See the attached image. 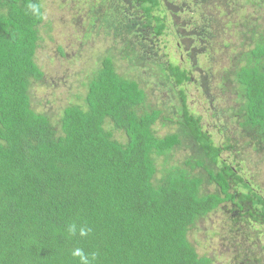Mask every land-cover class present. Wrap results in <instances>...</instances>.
Here are the masks:
<instances>
[{
    "label": "trees",
    "instance_id": "trees-1",
    "mask_svg": "<svg viewBox=\"0 0 264 264\" xmlns=\"http://www.w3.org/2000/svg\"><path fill=\"white\" fill-rule=\"evenodd\" d=\"M228 1L233 0L115 4L122 11L126 49L134 43L146 49L140 57L148 69L141 74L156 78L157 91L176 95L179 90L185 142L201 153V162L188 158L179 165L174 151L184 147L182 137L157 135L163 110L152 109L146 89L120 75L110 58L93 77L83 107L65 108L57 123L37 113L31 90L45 79L37 64L45 22L42 0H0V264H215L191 240L202 222L228 210V203L245 211L247 202L255 219L251 223H264V196L223 158L230 145H217L203 117L190 111L186 88L199 80L185 62L179 66L166 55L158 57L152 46L154 39L177 29L182 43L201 47L206 64L214 63L213 55L229 47L217 42V35L231 22L232 11L238 17L241 2H253ZM250 5L255 8L247 17L254 9L264 15V0ZM252 21L261 24L242 32L240 53L231 57L220 87L222 96L236 102L229 111L242 135L253 148H264V17ZM188 28L191 33L180 32ZM137 52L131 58L136 66ZM210 69L200 70L199 84L207 92L214 82ZM199 169L207 177L197 174ZM239 184L247 194H234ZM207 185L217 192L205 193ZM258 248L264 255V244ZM263 255L257 258L261 264Z\"/></svg>",
    "mask_w": 264,
    "mask_h": 264
},
{
    "label": "rangeland",
    "instance_id": "rangeland-1",
    "mask_svg": "<svg viewBox=\"0 0 264 264\" xmlns=\"http://www.w3.org/2000/svg\"><path fill=\"white\" fill-rule=\"evenodd\" d=\"M249 2H241L242 10L238 17L235 16L236 12L232 11L229 18L231 22L224 24L221 34L217 35L220 39L217 42L222 41L229 47L221 48L214 54L212 64H206L207 61L200 53L201 47L195 49L185 41L182 43L181 39L175 36L177 29H171L164 37L154 39L157 44L152 46L156 49L158 57L162 58L166 55L167 61H172L179 66L182 65V61L185 62L184 68L192 71V77L199 82L201 71L212 68L214 82L208 92L199 82L187 86L190 111L203 117V125L206 131L213 134L217 145L221 147L230 145L231 149L224 153L223 158L236 168L238 175L245 183L247 182L246 184H250L252 190L258 188L257 192L264 196V148L260 146L253 148L249 139L242 135L241 128L236 121H233L229 111L231 107H236V102L232 100L234 98L231 95L222 96L223 89L220 87L223 71L228 70L232 65L231 57L234 53L237 55L240 53L238 46L242 42V32L254 28L257 23L261 24L260 21L252 20L257 21L264 17L255 9V14L250 18L247 17L249 8H255L254 5H250L254 4V0L252 3ZM234 3L239 4L234 0L228 1L227 4ZM115 4L117 0H42L45 22L40 28L41 42L37 52V64L45 73V79L32 87L33 109L37 113L49 115L53 123H57L60 122L65 108L71 105L83 107L93 77L100 70L102 61L110 58L116 64L120 75L137 81L146 89L149 106L152 109L163 110L164 116L156 127L157 135L165 137L175 133L180 134L183 142L189 140L180 126L183 118L182 112H179L182 111L179 90L176 95H172L167 90L157 91L154 89L155 84L158 83L156 78L149 71V75L141 74L142 70L148 69L145 58L140 57L146 49L135 43L132 49L136 50L126 49L119 26L122 11L120 6L116 7ZM176 4H182V2H176ZM243 15L244 18H242ZM188 17L189 14L184 15L183 19ZM245 19L249 21L246 22ZM190 31L191 29L188 28V31L181 29L180 32L189 34ZM230 44L236 47L232 49ZM123 48L130 54L128 57L124 54ZM134 51L139 52H137V66L131 61ZM188 52H191L189 56ZM149 106L148 110H151ZM187 146L190 144L185 142L183 148L174 151L178 164L182 165L188 158H195L201 162L199 158L201 153L194 152ZM212 168L215 171L218 170L217 167ZM197 174L207 177V173L201 169L197 171ZM217 190L216 186L205 187V193H216ZM237 191L240 194L248 193L242 184L237 185L233 191L234 194ZM245 205L244 216L238 228L233 229L234 224L225 211H218L199 225L197 234L192 233L191 240L197 243L199 252L208 253L213 257L215 264H250V262L261 264L259 263L261 258H257L263 255L259 252L258 246L264 244V236L259 235L260 230L264 232V223L261 222V225L251 223L255 219L248 214L247 206L250 204L246 202ZM228 206L232 209L231 205Z\"/></svg>",
    "mask_w": 264,
    "mask_h": 264
},
{
    "label": "flooded vegetation",
    "instance_id": "flooded-vegetation-1",
    "mask_svg": "<svg viewBox=\"0 0 264 264\" xmlns=\"http://www.w3.org/2000/svg\"><path fill=\"white\" fill-rule=\"evenodd\" d=\"M250 185V184H249ZM253 189V188H252ZM258 188L254 189V191H257ZM228 205H231L232 206V209L228 208L230 206ZM240 207V206H239ZM238 207V205H232L230 203H228L227 205L224 206V209L227 208L228 210H225V214H227V217H229V219L231 220V222L237 226H240L241 224V221H242V218L244 216V210H240V208ZM249 211V210H248ZM250 216V215H249ZM251 217V216H250ZM235 221H237L238 223H236ZM227 223V222H226ZM226 225V224H225ZM233 233H235L233 231ZM236 234V233H235Z\"/></svg>",
    "mask_w": 264,
    "mask_h": 264
},
{
    "label": "clouds",
    "instance_id": "clouds-1",
    "mask_svg": "<svg viewBox=\"0 0 264 264\" xmlns=\"http://www.w3.org/2000/svg\"><path fill=\"white\" fill-rule=\"evenodd\" d=\"M77 254H79V253L77 252Z\"/></svg>",
    "mask_w": 264,
    "mask_h": 264
}]
</instances>
